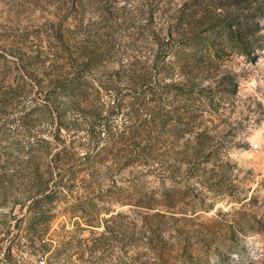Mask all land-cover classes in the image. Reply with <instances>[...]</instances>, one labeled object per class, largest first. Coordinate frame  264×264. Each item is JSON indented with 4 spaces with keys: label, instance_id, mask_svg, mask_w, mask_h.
<instances>
[{
    "label": "rangeland",
    "instance_id": "1",
    "mask_svg": "<svg viewBox=\"0 0 264 264\" xmlns=\"http://www.w3.org/2000/svg\"><path fill=\"white\" fill-rule=\"evenodd\" d=\"M0 264H264V0H0Z\"/></svg>",
    "mask_w": 264,
    "mask_h": 264
}]
</instances>
